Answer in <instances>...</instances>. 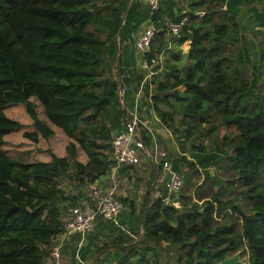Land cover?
Returning a JSON list of instances; mask_svg holds the SVG:
<instances>
[{"label":"trees","instance_id":"trees-1","mask_svg":"<svg viewBox=\"0 0 264 264\" xmlns=\"http://www.w3.org/2000/svg\"><path fill=\"white\" fill-rule=\"evenodd\" d=\"M163 1L150 16L158 32L149 58L170 57L145 96L183 154L173 163L181 175L184 169L175 195L181 206L163 197L149 204L150 190L139 214L130 203L140 242L120 236L99 245L89 232L75 254L83 264H98L101 255L104 264H159L148 254L151 242L175 245L178 264H220L239 250L248 264H264V33L257 28L264 8H249L252 0ZM176 2L186 12H176ZM135 8L131 0H0V264H50L64 216L80 198L60 184L91 186L112 173V141L128 117L108 46ZM167 17L186 19L175 40L190 41L187 53L166 48ZM32 97L70 138L66 156L25 162L4 150L7 135L23 127L5 113L11 104H24L37 129L25 137L37 143L54 134ZM142 127L152 147L157 134ZM99 224L102 233L108 225Z\"/></svg>","mask_w":264,"mask_h":264},{"label":"rangeland","instance_id":"rangeland-1","mask_svg":"<svg viewBox=\"0 0 264 264\" xmlns=\"http://www.w3.org/2000/svg\"><path fill=\"white\" fill-rule=\"evenodd\" d=\"M251 6L256 7L259 10H261L262 8H264V3L261 2L260 0L258 1L252 0L249 8H251ZM245 9H247V7ZM245 19H247V17H245L243 20ZM141 23H142V19H136L135 21H133L132 19L131 21L126 22L123 27V30L121 31L120 35L117 38L116 43L118 45V52L119 54L122 55L123 60L126 58L127 49L130 48V43L127 44L126 41L124 40L125 34L128 32L129 28H136L140 26ZM257 28L259 29L261 33H264V26L257 27ZM249 35L251 37H254L253 33H249ZM115 47H116L115 42L111 41L108 46V52L113 55V51ZM136 51L139 54L137 49ZM115 70L117 71L118 69L116 68ZM143 74L145 75V72ZM158 78H160V75L157 76V74H155L152 77H149V80L147 81L148 85L150 86L149 83H152L154 79H158ZM262 80H264V74L262 76ZM129 93L130 91L128 89V92L126 96L124 97L126 104H127V99L129 97ZM31 101L35 104L39 117L41 116L42 118L47 119L45 112H44V108L42 104L37 100V98L32 97ZM152 110L153 109L150 107V108H146L143 110L138 109L137 111L141 115L147 114V117L150 120L149 123L153 127V131H155L157 134V138H156L157 143L167 149L169 161L173 165L175 158L181 157L183 154L179 150V144L176 138L173 137L172 134H171V137L165 136V134H163L162 131L159 130L160 127L163 129L165 128L159 125V122H157V120L153 116ZM5 113L9 117L13 119H17L23 124V127L13 131L10 136L7 135L6 137V143L4 146V150L12 157L17 158L20 161L30 162V161L38 160L36 157L41 156L42 154H45L44 151H48L51 154L52 153L58 154L59 149L65 146L66 141L60 133L56 135L51 140V142L48 141L49 142L48 144H46L43 139L42 148H38L37 145L32 143L30 139L24 136V132L27 130L25 127L33 126V121L31 117L29 116L24 104H21V103L11 104L5 108ZM186 155L190 159H193L191 157L190 152H187ZM78 159L81 161L87 159L86 154L82 150L79 152ZM122 167L124 168V170H121V171H120V169H122L121 167L120 169H117V170L112 169V173L108 175V178L110 179L109 181H111L112 184H113V181H115V184L118 185L119 187V192L115 193L113 190L112 196L120 199L121 201L126 199V201H124L126 203L125 209L116 218L115 221H104L105 224L108 225V227H106L102 233L98 231V228L100 227L99 222L101 221L100 219H98L95 221V224L93 225V227L84 233H80V232L75 233L72 237H70L67 240H63L61 237H59L54 242L53 246L56 245L57 243H58L57 245L62 244L61 264H83V262L80 261L79 257L75 254V252L77 250V246L80 243L79 238H81L80 241L84 240L80 243V245L82 244L84 245V243L88 241L86 237L89 236V232L91 235L93 234L96 235L97 237L96 239L98 240L99 245L100 243H102L103 245H105V243L107 244L117 243L120 236H122L123 238H127L128 240L136 239L139 241L141 239L138 237V235H135L136 232L137 233L139 232V227L141 225V222L139 220V215H136V213H132V210L130 209V206H131L130 203H132L131 201L134 202L135 207H136V212L137 214H139L140 210L143 209V204L145 202L144 196H146L148 188H149V191L152 190V196L149 199V204H151L155 199L159 197H163L165 195V180H163V177L162 176L160 177L161 181H159L160 186L158 188L153 186V180L151 183L150 181L148 182L149 178L155 179L156 173L158 171H161V173H163L162 172L163 170L162 168L155 166L153 162L147 158H143L142 161L138 165L132 168V170H126L127 169L126 165ZM128 167H131V166H128ZM185 171H186V168H185ZM209 171L211 174L217 173L214 168H210ZM148 173L150 175L152 174L151 177L148 176ZM181 173H182V178H184V169H182ZM216 181L222 182L218 178ZM60 185L66 188L67 191H71L75 193L76 195H80V198L77 204L82 205V206H84V204L93 205V202H91L88 197L90 185L82 186L79 188H77L76 186H71L69 182L61 183ZM183 185H184V179H183ZM216 186H218V184ZM103 190L106 193L110 192V190L106 191L107 188ZM114 239H116V242H114ZM148 244H149L148 246L151 247V249L148 251V254L152 257H156L159 261V264H178L177 262L178 249L175 245L168 244V243H163L162 245H154L151 242ZM245 256H247V260H248V254L244 255L243 253H241L240 258L242 259ZM100 257L101 258L98 264H104L105 260L102 258L103 256L101 255ZM49 262L50 264H54V260L51 255L49 256ZM237 264H243V263L238 262Z\"/></svg>","mask_w":264,"mask_h":264},{"label":"built area","instance_id":"built-area-1","mask_svg":"<svg viewBox=\"0 0 264 264\" xmlns=\"http://www.w3.org/2000/svg\"><path fill=\"white\" fill-rule=\"evenodd\" d=\"M147 2L150 5L152 14L160 9L163 0H140ZM186 19L180 22H175L170 18H165L164 26L166 32L178 38L180 36L181 28ZM158 29L155 25L148 26L137 37L136 48L142 57L141 69L146 73L147 78L156 74V68H162L164 55L163 53L158 57L149 58L152 53V46ZM126 89L119 86V97L123 103V96ZM127 116L124 123V129L118 132L112 141V150L114 160L113 169L117 170L121 166H136L143 158H147L153 162L157 167L162 168L163 180H165L166 194L163 196L165 205H174L180 207L181 204L175 198L183 185L182 175L173 168L169 161L168 151L162 145L153 140L152 147H147L144 140V128L147 133H152L153 129L148 126L142 119L137 109L132 110ZM113 192L106 193L98 183H93L90 186L88 197L94 206L88 204L70 206L64 216V229L59 237L67 240L75 233H84L90 230L97 219L103 221H115L116 218L125 209V203L118 198L112 196ZM58 244V243H57ZM54 245L52 248V258L54 264H61L62 252L61 245Z\"/></svg>","mask_w":264,"mask_h":264},{"label":"crops","instance_id":"crops-1","mask_svg":"<svg viewBox=\"0 0 264 264\" xmlns=\"http://www.w3.org/2000/svg\"><path fill=\"white\" fill-rule=\"evenodd\" d=\"M255 1H258V0H255ZM260 1L264 3V0H260ZM133 3H136V8L133 11V15H134L133 19H135V20L136 19H142V23L140 24V26H138L136 28L129 29L128 32L125 34L124 40L126 41L127 44L130 43V48H128L126 51V58L124 60L122 59V55L119 54V52H118V45L116 42H115L116 47L114 48V51H113L114 56L111 53H109V55H110L109 61H112V64H111V67L113 69L112 73H114L118 78V73L115 69L119 68L121 70V75H122L121 76V78H122L121 79V86L124 87L125 89L128 88L130 91L129 97L127 100L131 103L133 102L134 106L129 107L127 104H125L127 116L130 114V112H133L132 110H134L135 105L136 106L138 105L139 106L138 108H140L142 105V110L146 109V108H150V107H148V104H146L145 90H146V88H148L150 93H152V91H153L152 85L149 86L147 83V81L149 80V77L147 78L146 73L144 75L143 74L144 71L141 69L142 57L136 51V49H137L136 48V42H137V37L141 31H143L148 26L155 25V24L150 17L152 12H151L150 6L147 2L140 1V0H131V5H133ZM163 3H164V1L162 2V4ZM182 5L183 4L176 2V5L174 6L175 11L177 12L180 9V11H182V13L186 12V8L182 7ZM167 18H169V17H167ZM150 19H151V21H150ZM135 20H133V21H135ZM163 25H164V23H163ZM175 39H176V37L167 33L166 48H171L172 50L173 49L177 50V47H178V49H181L183 53H187L189 50V47H190V41L188 40V41H185L184 43H182L181 45H178V43ZM164 54L167 56V58L170 57V55L168 53H163V55ZM128 89H126V92H128ZM133 97H135L136 102H134L132 100ZM140 110H141V108H140ZM154 114L155 113L153 111V116L155 117L157 122H159V119ZM140 116L147 123L148 126H151L149 123L150 120L148 119L147 114H145V115L140 114ZM40 118L50 125V127L54 130V134L49 139L42 138V136L40 135L39 141L37 143L32 141V140H31V142L34 143L35 145H37L38 148H42L43 147V139H44L45 143L48 144L49 142H51V140L56 135H58L60 133L63 136V138L65 139L66 143H65V146L63 148L59 149L58 154H59V156H66V154H67L66 146L69 143L70 138L63 132V130L61 128H59L55 125L53 126V124L50 123L48 119L42 118L41 116H40ZM159 125H160V123H159ZM25 128L27 129L26 131H29V132H34L37 130L34 125L33 126H27ZM152 129H153V127H152ZM159 130H161L162 133L165 134V136L171 137V133L168 130L163 129L161 127L159 128ZM10 135H11V133L8 136H10ZM47 147H48V145H47ZM80 151L81 150H79V152ZM44 153L45 154H42L41 156H37V157L35 155V157L38 160H42V161H46V162L51 161V159H52L51 153H49L48 151H44ZM86 161H87V159L82 160V162H86ZM108 175L109 174L105 175L102 178H99L96 181V183H98V185L101 186L102 189L107 188L106 191H108V190L113 191L114 190L115 193L119 192L118 185L115 184V181H113V184H112V182L109 181L110 179L108 178ZM151 175L148 173L149 177H151ZM161 176L163 177V174L161 173V171H158L156 173L155 179H153V186L154 187L158 188L160 186L159 181H161V179H160ZM165 192H166V189H165ZM89 206L93 207L94 203H93V205H89ZM80 239L81 238H79L80 243L82 241H84V240L80 241ZM96 242H98L97 239H96ZM87 243H89V239L84 244H87Z\"/></svg>","mask_w":264,"mask_h":264},{"label":"water","instance_id":"water-1","mask_svg":"<svg viewBox=\"0 0 264 264\" xmlns=\"http://www.w3.org/2000/svg\"><path fill=\"white\" fill-rule=\"evenodd\" d=\"M128 13H129V9L126 13V17L128 16ZM126 19V18H125ZM117 73H118V79H119V84L121 86V70L118 68L117 70ZM150 181V178L148 179V182ZM149 191V188L147 189V192ZM242 253V250H239L237 251L236 253H234L233 255L231 256H228L226 257L225 259H223L220 264H237L238 262L239 263H243V264H248V260H247V256H245L244 258H240V255Z\"/></svg>","mask_w":264,"mask_h":264}]
</instances>
